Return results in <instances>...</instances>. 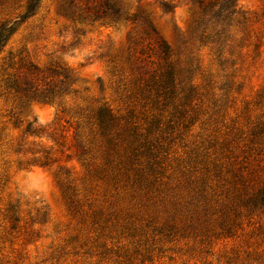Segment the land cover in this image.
I'll return each mask as SVG.
<instances>
[{"label":"rangeland","instance_id":"obj_1","mask_svg":"<svg viewBox=\"0 0 264 264\" xmlns=\"http://www.w3.org/2000/svg\"><path fill=\"white\" fill-rule=\"evenodd\" d=\"M159 1L41 0L3 47L0 264H264V216L262 229L257 216L231 232L225 223L248 169L264 177V136L258 151L249 140L264 122V0H238L261 46L226 69L234 84L219 115L217 64L195 45L202 107H186L195 120L151 134L162 149L132 159L126 119L134 112L143 142L148 121L163 112L143 93L159 43L183 44L197 0H172L169 13ZM26 2L0 0V25ZM14 82L51 98L28 99ZM101 105L120 116L106 135L95 120Z\"/></svg>","mask_w":264,"mask_h":264},{"label":"trees","instance_id":"obj_2","mask_svg":"<svg viewBox=\"0 0 264 264\" xmlns=\"http://www.w3.org/2000/svg\"><path fill=\"white\" fill-rule=\"evenodd\" d=\"M40 2L41 0H27L24 11L12 24L5 22L0 25V52L16 31L19 23L36 13ZM159 4L163 11L167 13L172 12L175 8L172 0H160ZM114 12L115 14H120L121 10L115 8ZM138 17L139 14L135 13L133 20L138 19ZM251 23L250 14L240 8L238 0H197L191 29L183 44L174 49L164 40L159 43L157 53L160 60L159 67L146 80L143 93L152 99L156 108L161 107L160 109L163 112L171 108L168 114L169 119L164 121V125L161 127L163 112L154 115L148 121L145 129V138L140 143L141 133L139 132V126L132 120L135 116L134 112L130 113L126 122L131 135L129 151L132 159L138 158L143 154L154 157L156 155L155 151L162 149L160 138L155 137L152 139L150 138L151 134L165 131L172 132L176 124L187 128L195 120V116H187L186 111L187 106L192 105L195 111L196 108L201 109L202 107L199 102H195L198 100L202 101L203 97L194 83V75L200 66L198 57L193 51V46L195 45L208 47L217 64V78L222 81L221 83L218 82L220 83L218 88L223 93L220 96L213 94L212 103L215 109L214 114L218 113L219 115L227 103L229 91L232 88V84H234V80L228 77L226 69L242 61L245 51L251 45H254V51L261 46L259 40L256 42L253 39ZM189 44H191V47L188 46ZM216 83L217 81L215 80L209 82L213 87ZM11 84H13L12 88L17 93L25 94L28 99L48 100L51 98V95H49L51 91L40 94L33 93L31 95L27 88H21L15 82ZM257 103H264V89L259 93ZM119 117L106 105L99 106L95 113L96 123L104 135L115 126L119 121ZM31 129L32 126L29 123L27 131H32ZM250 135L249 140L252 143L250 151H258V143H261L264 136V122H256L251 128ZM81 148L84 150V147ZM248 170L251 172V176L248 179H246V176L240 179V183L243 186V195L239 196L237 203H234L232 208H230V214L225 217L228 232L241 225L243 218L248 219V222L251 223V219L254 216L259 218L257 220L259 223L258 229L263 228L261 217L264 216V177L258 174V176L256 175L257 181L252 182L256 176L254 170Z\"/></svg>","mask_w":264,"mask_h":264}]
</instances>
